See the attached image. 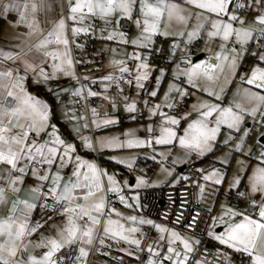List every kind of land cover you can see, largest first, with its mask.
I'll use <instances>...</instances> for the list:
<instances>
[{
  "label": "snow or ice",
  "instance_id": "1",
  "mask_svg": "<svg viewBox=\"0 0 264 264\" xmlns=\"http://www.w3.org/2000/svg\"><path fill=\"white\" fill-rule=\"evenodd\" d=\"M257 5H262L260 11L254 17V23L249 26H244V17L239 16L237 13L240 9H243L246 5L244 3H237L235 6L231 5V0H185V3L198 9L197 16L204 15L205 20L211 19L213 16L222 17L227 16V21L224 19H211L212 31L208 32L209 37H221L225 43L220 45L221 49H224L230 38L234 37V42L244 46L252 38L254 32L258 33L259 39L264 37V0H252ZM138 6V13H137ZM232 6V12L229 13L228 9ZM29 9L28 0H23L22 3H17L15 0L11 3H5L3 5V11L7 13L9 10H15L19 19L17 23L23 22L29 29V34L37 30V22L35 18L29 19L26 16V12ZM32 12H35L37 5L32 3ZM180 5L169 2V0H155V3H149V0H69L68 3V15L67 17L61 15L58 21H56L53 29L47 33V35L39 40L36 44V48H44L45 46L55 42L65 46L63 52L59 51H44V56H51L54 60L58 61L52 65L53 72L56 70H63L62 65L67 64L71 67L72 61L70 59L69 50L67 45L69 40L67 38V21H72L71 33L75 37L78 33L87 32V26L77 27V24L83 25L84 21L91 17H98L103 20L105 24L112 23L115 20L116 28H119V22L121 19H127L133 21L140 31V35L145 42H150L151 37L159 31V24L161 23L165 14L167 18L171 20L173 17L180 21H186L185 16L182 14ZM234 22H239L240 27H236ZM255 24H259L262 27L256 28ZM202 27V25L198 26ZM116 33L111 32L108 39H112ZM121 37L125 34L123 32L118 33ZM161 35H169L168 32H162ZM183 33H181L182 35ZM198 34V29L189 32V39L193 35ZM133 44L137 43V39H133ZM232 51L235 53L237 50L233 47ZM242 55V52L240 53ZM5 58H12L14 54L9 52L0 53ZM222 53L218 52L216 58L219 61ZM255 55V53H253ZM64 57L63 60L60 58ZM140 59L139 56L136 57ZM225 60H228L227 56H224ZM260 61H264V52H261L259 56ZM119 63V62H117ZM236 56L234 55L229 62V67L235 72L236 68ZM204 62L199 64H193L191 67L181 69L188 77V83L192 84L193 78L198 76L202 69ZM33 65L25 62L24 71L27 72L33 69ZM148 65L138 64L137 69L147 68ZM218 65H210L204 69V75L211 79L210 69H215ZM121 71H127L126 68ZM161 73L164 69H160ZM41 76L47 79V75L44 70H40ZM67 75L68 73L65 72ZM175 74V73H174ZM0 77H7L11 81V87L3 85L6 88L7 96L16 101L14 106H8L7 104H0V163H4L10 167L11 170H18L20 173H24L27 168L33 162L41 164H47L52 166L54 158L59 156L61 160L60 167L64 166L65 157L69 156L75 151V146L71 143H66L56 134V126L51 125L52 131L47 133L48 137L52 139H44L39 141L37 139H30V133H35L38 137L42 131L48 127L49 112L48 105L39 100L36 96L28 93L23 85V77L19 75V70L14 79L13 70L9 68L7 71H0ZM148 74L141 73L136 76V83L138 87H142V80H146ZM103 80H111L112 77L105 76ZM241 79H244L242 76ZM159 82V77H157ZM247 84L255 85L257 89L264 90V67H253L250 75L247 77ZM196 85L193 84V87ZM107 87V85H105ZM19 88L20 95H17L13 89ZM172 88H178L175 84H169V91ZM81 90L78 88L76 92ZM181 96L185 95V92L179 90ZM204 91L208 92L209 89L205 88ZM244 94L249 100L251 106L243 107L239 103H235L228 106H222L218 103H210L203 101L198 106V117L190 120L186 127L183 128V134L178 135L175 127H164V123L171 124L173 126L179 123V120L175 116H164L162 126L160 128V135L155 137L156 144L171 143L173 138H178L179 144L182 147L190 150H195L199 154L203 155L207 151H211L212 142L216 140L217 133L221 130V125H227L229 129L239 131L243 121L245 120V113H248L255 117L259 114L264 118V91H252L250 89H244ZM89 95H96L89 91ZM152 96H156L157 93L153 91ZM210 95H214L217 99L220 98V94L217 92H210ZM168 96V92L165 93V97ZM113 108L115 104L113 103ZM172 107L173 105H168ZM129 111L135 110V102L127 103L125 105ZM160 105H156L159 108ZM193 108H197L196 105ZM235 109V110H234ZM93 114H96V110L92 109ZM151 111H155L152 109ZM216 113L215 120L210 121L208 118ZM185 115H188L185 113ZM115 120H103V124L114 123ZM95 123V121H93ZM151 131V127L149 128ZM248 133V129H244V135H241L239 140L235 143V148L240 150L244 143L245 136ZM129 135V133H125ZM83 142L86 147H91V142L87 137H83ZM232 137L229 136L228 140ZM103 143L108 147H122L125 144L132 146L133 144H143L145 141L138 139H129L124 142H118L116 137L106 138ZM150 144L151 141H148ZM59 146L63 147V152H59ZM264 149V145H262ZM259 164L252 168L251 173L247 176L248 188L251 193H259V202L255 199L250 200V205L256 210L251 214H245L243 211H236L232 208H227L226 211L221 213L219 217V223L224 224L225 228L222 233H215L209 230L208 235L219 240L222 244H227L237 251L247 253L250 258V264H264V150L261 151L257 157ZM20 161L25 163L19 165ZM76 167L72 172L69 180L64 182L63 190L60 191L61 177L59 172L52 173V187L49 192L53 195L57 202H63L67 207L62 208V213L65 216L63 226L56 227V235L41 237L39 241L33 243L31 240H25L26 236H30L33 232L37 231V226H32L28 219V213L31 209L36 207L35 204L29 203L27 200L13 201L12 206L8 209L6 217H0V264H58L54 259V254L60 249L79 244L78 248L79 256L86 257L88 255L87 249L83 245H90L93 242L94 234L98 225L101 224L100 214L105 210L104 198L94 199L88 204L76 203L77 200L88 201L90 197L95 195V191L103 190L102 177L107 176L109 182V191H118L116 187V180L114 176L108 175L106 171H101L94 162L85 161L80 156H76ZM123 163V161H121ZM227 163V160L224 161ZM130 166V165H129ZM33 176L37 175L38 170L36 168L31 169ZM83 172V175L81 173ZM48 171L45 170L44 175L38 177L43 181L48 178ZM73 177L75 179H73ZM216 177L215 183L220 184L223 178V173L217 169H213L212 172L204 176L205 180ZM22 176L12 177L11 183L8 185L12 187L14 191H19L15 187L17 181H21ZM241 181V177L236 175L230 182V187H235ZM138 183H143V179L137 177ZM203 191V185L200 186ZM83 189L82 195H77L76 190ZM39 187L32 188L33 192H38ZM45 196L49 193H44ZM240 196H244L245 193L240 192ZM124 198L121 197V200ZM5 202L4 189L0 187V203ZM17 205H23L21 210L22 215H17ZM43 207V205H42ZM225 207L222 205V208ZM110 212H114L115 209H110ZM117 216L121 215L116 213ZM83 224L81 220H85ZM238 218V219H233ZM128 220L136 221V217H127ZM213 224L217 222V217H213ZM140 223L152 224L151 220H144L141 218ZM155 227L161 232H168V249L166 258L171 261V264H185L187 256L184 259H180L181 253L173 248V243L179 241L187 251H191V243L188 239L180 236L179 233L165 229L161 225H155ZM139 231L137 228H126L124 224L119 220H113L111 217L103 221V236L119 237L124 241L139 246L140 240L132 238L131 234ZM127 233V234H126ZM103 236L100 239V243H104ZM163 239V236L161 237ZM198 243V241H197ZM29 246L32 248H43L42 254L36 255L34 252L29 251ZM149 252H154L155 249L148 247ZM18 253H27V259L18 258ZM175 256L176 259H172ZM148 264H157L151 257L148 260Z\"/></svg>",
  "mask_w": 264,
  "mask_h": 264
},
{
  "label": "crops",
  "instance_id": "2",
  "mask_svg": "<svg viewBox=\"0 0 264 264\" xmlns=\"http://www.w3.org/2000/svg\"><path fill=\"white\" fill-rule=\"evenodd\" d=\"M13 0H0V53L3 52H9L14 54L12 58H5L3 55H0V71H7L9 68L13 70V77L15 78L17 74V70H19V75L22 76L23 79V85L25 90L36 96L39 100L43 101L48 105V112H49V120H48V127L40 133V135L37 137L35 133H30V139H37L39 141H43L44 139H52L51 137H46L41 140L40 136L41 134H46L52 131L51 125L56 126V134L63 139L66 143H72L74 142L75 151L72 152L69 156H66L65 163L63 167H60L61 160L59 156L54 158L53 164L51 167H49L47 164H41L38 162H35V165L30 164V166L27 168V170L24 173H20L18 170H11L10 167L4 163H0V187H3L4 189V196H5V202L0 203V217H6L8 214V209L12 206L13 201L18 200H27L29 203L35 204L36 207L31 209L30 213H28V219L32 226H37L40 223V219L42 216H50L51 217V223L53 219H58L62 216V208L67 207L66 204L63 202H58L59 209L54 212L47 210L46 208H42V212L38 213V210L40 208L38 197L40 195L41 189L46 185V187L50 190L52 187V173L59 172V175L61 177V183H60V191L63 190L64 182H67L69 180V177L71 176L72 172L74 171L77 161L76 156H80L85 161H91L93 160L91 158H87L89 156H92L94 158L96 157V152H89L88 147L85 146L84 143H81L78 145L77 143V137L75 134L76 130H81L82 135H90L93 136V130L91 129L92 125L95 124V126H99L103 130L104 124H100V122L95 121L93 122V118H91V113L93 114L92 109L96 110V113H98L96 107L94 105H89L87 108L84 107H76L74 105V96L80 95L76 92V89H80L78 82L75 81V73L76 70L73 65L72 57H71V48L74 50H81L86 45V36L91 35L92 41H93V48L103 45L101 39L107 38L109 34L107 33V30H110L111 28H115V20H112V23L105 24L103 20L99 19L98 17H91L84 21L83 25L77 24V27L81 26H87L88 31L87 32H81L78 33L75 37L72 36L71 33V27H72V21H67V38L69 40V44L67 45V48L69 50L70 59L72 61L71 67H69L66 63L62 65L63 70H56L53 72L52 65L54 63H57L58 61L54 60L51 56H44V51H59L63 52L65 46L62 44H57L55 42L45 46L44 48L37 49L35 46L39 42V40L43 39L49 31H51L56 23V21L59 20L61 15L67 17L68 15V3L69 0H28L29 3V9L26 12V16L31 19L32 17L35 18V21L37 22V30L33 31L29 34V29L26 27V25L21 22L17 23L19 19V15L15 10H9L7 13L3 11V5L5 3H11ZM17 3H22L23 0H15ZM74 3L75 0H72ZM169 2L176 3L180 5L182 11V14L185 16L186 21H180L173 17L171 20L167 18V15L163 17L161 23L159 24V31L154 34L151 37L150 42H145L143 38L140 35V31L138 30L137 26L133 21H129L127 19H121L119 22V30L125 31V37L127 38V46L129 51V56L126 57V66L128 67L127 73H131L134 77L133 81L131 82V85L128 89V93L123 94L125 97L122 101L123 108L126 109L125 105L130 101L133 100V98H141L146 97L148 100H153V105L155 109V113H165L167 110L168 105H173L172 107H169V110H172L178 102L182 99L181 95L179 94V91H177L176 94L171 91V94H168L167 97H165V93L169 89V84H176L178 83V78L180 74H184L181 72V68L178 63L181 58L187 54L189 50V46L192 45L195 40L198 37H202L201 44H200V53L205 56L204 64L202 66V69L200 70V73L198 76L193 78L192 84H189L187 88H184L183 85H179V89L186 92L187 98L185 102V108L182 112L183 116L188 115H196L195 113L198 110V106L203 101H208L210 103H218L222 106H228L229 104H232L233 107L235 103L241 104L243 107H250L251 104L249 100L246 98L244 94V89H250L252 91H264L259 90L256 88L255 85H249L247 84V77L251 73V69L253 67H264V61L259 60V56L261 52H264V41L261 39L262 45L261 47L256 51H250L247 53L245 50L246 45L241 46L238 43L234 42V37L230 38L233 42L232 46L230 48H224L221 49L220 45L222 43H225L221 37H209L208 32L212 31L211 27V19H224L227 21V16L222 17H215L213 16L209 20L204 19V15L197 16L196 13L199 11L198 9L188 5L185 3V0H169ZM32 3H35L37 5V9L35 12H32L31 5ZM149 3H155V0H149ZM238 3H244L246 6L243 9H240L238 11V15L244 17V26H249L254 23V17L258 14L260 11L262 5H257L256 3L252 2V0H238ZM232 5V4H231ZM233 6V5H232ZM230 6V8L232 7ZM228 12L231 13L232 9H228ZM137 13H138V6H137ZM127 21L130 23L129 27H122L121 22ZM236 27H240L241 25L239 22H234ZM202 25V27H199ZM256 28L262 27L259 24H255ZM198 29V34H195L192 36L191 39H189L188 33L192 32L194 30ZM168 32L169 35H161L162 32ZM181 33H183L181 35ZM127 34V35H126ZM76 39V43L74 41ZM133 39H137V43L133 44ZM96 40L98 42L96 43ZM151 43V45H150ZM148 46V47H146ZM113 47L112 45L109 46V48H101L104 49L97 50L98 55L95 57L92 63H88L86 67H82L86 73L90 75V81L89 82H99L104 81L101 80L102 78L98 77L97 73L102 72L105 76H107V73L110 75L113 74L112 69H108L106 66V62L110 59L120 60L121 55L118 54L116 51H114V48L110 50V48ZM233 47L236 48V52L234 53L232 51ZM242 47V48H238ZM152 49H155L159 51V53L162 55V58L164 60H169V68H164L161 65H150L148 64L149 60V51ZM146 50L148 51V62L146 61L145 54ZM102 52H105L104 54ZM108 52V53H107ZM218 52H221V58L218 61L216 58V54ZM242 52V55L240 54ZM255 53V55H253ZM95 54V53H94ZM139 55L140 59H137L136 57ZM236 56V68L235 72L231 70L229 67V62L231 61V58L233 56ZM224 56L228 57V60L224 59ZM100 58V59H99ZM103 63L100 64L101 70L97 69V65L99 60L103 59ZM61 60L64 59V57L60 58ZM25 62L33 65V69H30L29 71L25 72ZM147 64V68H141L137 69L138 64ZM193 64H199V63H193ZM189 64V67L191 65ZM210 65H218L215 69H210V75L211 79L208 78V76L204 75V69L208 68ZM164 69V72L161 73L160 69ZM43 69L44 73L47 75V79H45L40 74V70ZM65 72L68 74L66 75ZM147 73L148 78L146 80H142L141 84L142 87H138L136 83V76L140 75L141 73ZM175 73V74H174ZM124 74V73H123ZM122 75V73H121ZM244 77V79H241V77ZM157 77H159V82H157ZM97 79V80H95ZM184 81L188 82V77L184 74ZM184 84V82L182 83ZM193 84L196 85L193 87ZM3 85H8V87H11V81L7 77H0V104H7L8 106H14L16 101L13 100L11 97H8L7 99V91L6 88L3 87ZM105 84H101L99 82V85L97 87L96 91H92L93 93H96L98 95L103 96L105 99L108 100L110 104L111 109V99H109V95L111 92L109 91L108 87L104 86ZM38 87H41V90L38 89ZM37 88V89H36ZM205 88H208L209 91H204ZM157 89V92H156ZM89 90H87L89 92ZM13 91L20 95V89L15 88ZM155 91L157 93L156 96H152L151 93ZM210 92H217L220 94V98L217 99L216 96L210 95ZM221 96L222 99H221ZM156 105H160L159 108H156ZM196 105L197 108H193V106ZM120 105L118 104L117 107V114L120 113ZM83 109H85V115H87L88 123H85V116L82 112ZM153 109V106L151 108L144 107L141 108L142 114H147L148 111H151ZM138 110V107L135 109ZM182 110V109H181ZM235 110V109H234ZM173 111V110H172ZM174 112V111H173ZM179 112V111H177ZM111 113V110H110ZM109 113V114H110ZM187 113L188 115H185ZM101 114H99L100 116ZM108 115V114H106ZM215 115V114H214ZM103 116V115H101ZM250 114L245 113V120L246 122L249 118ZM89 126V128H88ZM227 126V125H226ZM247 126H251L250 123H247ZM32 134L34 136H32ZM48 136V135H47ZM99 141V140H98ZM93 144V148H94ZM59 152H63V147L59 146ZM25 163V161H20L18 163L19 165ZM36 168L38 170L37 175L33 176L31 169ZM181 168V167H180ZM205 168V167H203ZM184 166H182V172H183ZM45 170L48 171V178L46 180H39L38 177L40 175H44ZM201 178L203 180L202 170L201 169ZM210 171L207 170L204 174H208ZM83 175V172L81 173ZM14 176H22L21 181H17L15 184V187L19 189V191H14L12 187H9L8 185L12 181V177ZM73 179H75L73 177ZM184 179H180L176 184L174 185H168L165 184L164 186H175L180 184ZM39 187L38 192H33L32 188ZM9 189L10 192H6L5 190ZM83 189H77L76 194L82 195ZM95 191V195L93 197H90L88 201H84L82 199L75 201L76 203H82L87 204L90 203L92 200L98 199L100 197H103V192L101 191ZM142 192V190H141ZM140 192V193H141ZM220 192V187L219 191ZM236 193V192H235ZM218 196V194H217ZM104 198V197H103ZM107 199H109L108 195H106L105 198V204L107 203ZM220 199L216 197L215 204L213 206V210L216 208V206L219 204V206L222 207L224 203H218ZM248 202V200H247ZM45 207V206H44ZM246 208V211L251 214L252 213V206L250 203L246 204V206H242ZM18 211L17 215H22L24 206L23 205H17ZM115 209H118L115 207ZM212 210V211H213ZM61 211V212H60ZM241 211V210H240ZM218 217H220V214H217ZM210 219V218H209ZM86 222V219H85ZM219 223V222H218ZM161 225L165 229H171L177 233L180 234V236L188 239L191 243V251H187L183 245L179 241H175L173 243V248L181 253L180 259H184L185 255L187 256V259L185 261V264H198L193 259V254L198 247V245L201 243V237L197 236L195 234H191L189 232H186L182 229L175 228L173 226H169L167 224H164L162 222H159L158 220H153L152 223V231L151 236L148 237L146 240V246L149 247L151 244V247L153 249L160 248V250L165 253L168 249V232L165 231L161 233L155 225ZM56 227L57 226H39L37 227V231L33 232L30 236H26L25 240H31L33 243L36 241H39L41 237H47V236H53L56 235ZM62 227V226H61ZM225 226H212L211 230L214 232L222 233L224 231ZM208 229V226H206L203 240L205 244L210 246L213 249H220V248H226L227 252L224 254L225 258L232 264H250V258L249 256L247 258H243L241 256L242 251H237L236 249H232L227 244H222L219 240H216L214 237L209 236L206 231ZM97 228L94 234L93 242L90 245H83L87 251L88 255L86 257H80L79 263H77V256H79V252L77 253V256L75 258L74 264H87L88 258L91 252L92 245L96 239L97 236ZM142 232V229L140 230ZM143 233V232H142ZM162 234L163 239L159 238V235ZM159 239V240H157ZM198 241V243H197ZM81 245H79L80 247ZM106 246V245H105ZM112 247V246H111ZM46 249L43 248H32L29 246V251L34 252L36 255L42 254V251ZM155 252V251H154ZM153 252V254H154ZM175 257V256H174ZM18 258L27 259V253H18ZM135 258V257H134Z\"/></svg>",
  "mask_w": 264,
  "mask_h": 264
},
{
  "label": "rangeland",
  "instance_id": "3",
  "mask_svg": "<svg viewBox=\"0 0 264 264\" xmlns=\"http://www.w3.org/2000/svg\"><path fill=\"white\" fill-rule=\"evenodd\" d=\"M235 6V5H233ZM229 9H232V7ZM90 20V19H89ZM93 20V19H92ZM90 20V21H92ZM121 25V24H120ZM119 28H111L110 30H107V33L110 34L111 32L116 33L112 39L103 38L101 39L103 45H100V50L105 51L101 48H109V46H113L110 48H114V51H116L118 54L121 55L120 60L110 59L106 62V66L108 69H112L113 74L107 73V76H111L112 79L116 78L121 75V73H127L126 71H121V69L126 68L128 71V67L126 66V57L129 56L128 46H127V38L125 36L121 37L118 33L125 31L119 30ZM127 35V34H126ZM92 37V36H91ZM154 39V37H153ZM152 39V40H153ZM264 41V37H262ZM151 40V42H152ZM76 43V39H74ZM98 40H96V43ZM99 43V42H98ZM97 46V44H95ZM151 45V43H150ZM94 47V53L91 58H89L88 63H92L95 57L98 55L97 50H99L98 47ZM148 47V46H146ZM242 48V47H238ZM245 50L248 53L247 46H245ZM151 51L156 52L158 54V60L154 63L150 62L147 58L148 51L146 50V61L151 66L153 65H161V61L164 60L162 58V55L159 53V51L152 49ZM150 52V51H149ZM103 54L105 52H102ZM108 53V52H107ZM188 53V52H187ZM188 54H185L180 61L189 62V64L193 63H200L204 62L205 56L201 57L197 60H189ZM139 56V55H138ZM100 59V58H99ZM104 58L99 60L97 69L102 68L100 66L101 63H103ZM169 62V60H167ZM119 62V63H117ZM101 67V68H99ZM162 69V67H161ZM80 78H82L85 81H90V75L84 71L83 68H80ZM98 77L103 78L105 75L102 72L97 73ZM184 77V74H180L179 77ZM111 79V80H112ZM97 80V79H95ZM103 80V79H101ZM111 80H104L101 82V84L107 85L109 87ZM75 81L78 82V75L75 73ZM92 82V81H91ZM95 82V81H93ZM98 82V85H99ZM179 83V82H178ZM177 83L178 88H172L171 91H173L174 94L177 93L179 89V85ZM180 85H183L184 88H187L189 83L187 81H184V84L179 83ZM104 85V86H105ZM176 85V84H175ZM87 90H89L88 86H86ZM180 90V89H179ZM90 91V90H89ZM171 91L168 89V94H171ZM111 92V91H110ZM157 92V89H156ZM128 93V92H126ZM81 94V91L79 92ZM130 92L128 93V95ZM187 93L185 92V95H183L181 98H184ZM125 96L120 93H114L111 92L109 95V99H111V104H115V108L111 106V113L108 115L99 116V114H92L91 118H93V121L100 122L99 125L103 124V120H111L114 119V123L110 124H104L103 130H100L101 128L98 126L92 125L91 129L93 130V136L90 135H82L81 130H76L75 134L77 137V143L80 145L83 142V137H87L88 140L91 142V147H88L89 152H96V157L94 158L92 156H89L87 158H91L93 162L97 165V167L101 171H106L108 175L114 176L117 184L116 187H118V191H109V182L107 180V176L102 177V184H103V197H104V203L106 195H108L109 199H107V203L105 204V210L100 214L101 218V224L97 226V236L96 241H98V245H106V246H112L113 248L128 254L130 257L138 258L140 254H146V259L143 264H148V260L151 257L154 261L157 262V264H171V261L166 258L167 251L163 253L160 248H157L153 254V252L148 251V247H145L147 244L145 243L148 237H146L140 230L142 228H146L147 230L152 231V224L148 223H140L141 218L144 220H158L154 218L153 216L149 215L145 211V205L141 198V190H146L150 188H156L164 186L165 184L168 185H174L176 184L180 179L186 178L184 172L180 170V167L185 166L189 162H195L197 166L202 170V175L205 176L207 174H204L205 172L210 171L212 172L213 169H217L219 172L223 173V178L220 184H216L214 181L216 177H213L212 179L205 180L203 177L202 183L198 185V195H200L201 192V185L203 187L205 185H210L215 187L220 192L218 193V203H224L225 207L219 206V204L216 206V208L212 211H210V219L207 223L208 229L206 233L208 234L210 228L212 226H225L224 224L218 223L219 217L217 214L226 211L227 208H232L236 211H243L245 214H249L246 211V208L242 206H246L249 202H247L248 199H250L253 196H257L260 200V194L259 193H251L248 188V180L247 176L251 173L252 168L259 164V160L257 157L260 155L262 149L261 142L258 141V137L250 143L248 141L250 129L252 127L259 128L261 125V116L257 114L255 117L252 115L249 116L248 120L244 123H242L239 131L229 129L226 125H221V130L217 133L216 140L212 142L211 151L205 152L203 155L199 154L195 150H190L188 148L182 147L179 144L178 138H173L171 143L167 144H156L155 143V137L160 135V128L162 126V121H164V116H161V113H155L153 111H148L147 114L141 113V108L149 107L151 108L153 106V109L155 108L153 105V100H148L146 97L141 98H133V100H130L128 103L135 102V109L138 107V110L129 111L125 110L122 106V101L124 100ZM223 96H221L222 99ZM118 104L120 105V113L125 114L128 113L130 115V121L125 120L123 122H120L118 118V112L117 107ZM85 108V107H84ZM184 110H180L179 112H173L172 110H169V107H167V110L165 111L166 116H175L179 123L175 126L164 123V127H175L178 135L183 134V128L187 126V124L192 119H196L198 117V110L195 113L196 115H188L183 116L182 112ZM85 116V123H88L87 115H85V109L82 111ZM215 114V115H214ZM216 113H213V116L209 117L208 119L210 121L215 120ZM93 123V122H92ZM247 123H250L251 126H247ZM151 127V131H149V128ZM89 128V126H88ZM248 129V133L245 136L244 143L242 145V148L240 150H237L235 148V143L239 140L241 135H244V129ZM129 133V135H125V133ZM231 136L232 139L228 140L227 143L225 141L227 138ZM46 134H41L40 138L43 140V138H46ZM116 137L118 142H124L129 139H138L143 140L145 143L143 144H133L132 146H127L126 144L122 147H108L106 146L103 141L106 138ZM51 140V139H50ZM99 140V141H98ZM148 141H151L149 144ZM74 144V142L72 141ZM93 144L94 148H93ZM206 159H203L204 156H206ZM227 160V163H224V161ZM123 161V163L121 162ZM130 165V166H129ZM205 167V168H203ZM239 175L241 177V181L239 184H237L235 187H230V182L233 180V178ZM137 177H140L143 179V183L137 182ZM98 192V191H97ZM96 192V193H97ZM239 194L240 192L245 193L242 197V200L238 205L234 204L231 201V194L232 193ZM98 194V193H97ZM121 197L124 199L121 200ZM98 199V195H97ZM88 204V202H87ZM43 204L39 203V210L38 213L42 212V208H45ZM117 207L118 209H115ZM110 209H115L114 212H110ZM61 212V211H60ZM116 213H120L121 215L117 216ZM134 216L136 217V221L128 220L127 217ZM111 217L113 220H119L120 223L124 224L126 228H137L139 231L132 233V238L140 240L139 246L134 245L130 243L129 241H124L120 239L119 237H112L109 236H103V221L107 218ZM213 217H217V222L213 224ZM86 219V218H85ZM238 219V218H233ZM65 220V216L62 213V216L58 219H53L51 223V217L50 216H42L40 219L39 226L47 225V226H63V222ZM159 222H162L158 220ZM85 220H81L80 223L83 224ZM164 224H167L169 226H172L168 223L162 222ZM214 232V231H213ZM219 234L218 232H215ZM127 234V233H126ZM103 236L104 243H100V239ZM162 237V234L159 235V238ZM159 240V239H157ZM235 250V248H232ZM220 251L223 255L226 254L227 250L226 248H220L216 249ZM98 254H95V258H99ZM172 259H176V257H172ZM80 261V260H79ZM79 261H76L79 263Z\"/></svg>",
  "mask_w": 264,
  "mask_h": 264
},
{
  "label": "built area",
  "instance_id": "4",
  "mask_svg": "<svg viewBox=\"0 0 264 264\" xmlns=\"http://www.w3.org/2000/svg\"><path fill=\"white\" fill-rule=\"evenodd\" d=\"M238 0H231V4L235 5ZM122 27H129L130 23L127 21L121 22ZM202 37H198L195 42L189 46L188 59L192 60L197 54L200 53V44ZM233 42L227 43L226 48H230ZM262 45L261 39L258 42V33H255L253 38L248 42L247 49L250 51L258 50ZM94 54L93 41L91 35L86 36V45L81 50H74L71 48V57L74 68L78 75V84L81 87V94L74 96V105L76 107H85L94 105L101 115L110 113V104L107 99L101 95H89L86 86L92 91H96L98 87L97 82H89L80 78V68L86 67ZM158 54L150 51L149 61L154 63L158 60ZM178 65L181 68H187L189 62L180 61ZM161 66L169 68L170 64L167 60L161 61ZM134 77L131 73H124L116 78H113L109 84V91L114 93L125 94L133 81ZM179 83L184 82V77L178 78ZM186 96L182 98L178 104L172 109L174 112L180 111L185 108ZM120 121H125L130 118L128 113L118 114ZM261 119V125L259 128L252 127L250 129L248 141L252 143L261 133L264 132V118ZM32 136H34L32 134ZM36 163L33 162L32 165ZM183 172L186 176L180 184L175 186H161L156 188H150L141 192V198L145 205V211L147 214L154 218L168 223L175 228L182 229L191 234H195L201 237V243L196 248L193 259L198 264H232L225 256L218 250H215L203 243V235L210 218V211L213 209L215 200L218 194V190L210 185H205L203 191L198 195V185L202 183L201 170L195 162H189L184 166ZM10 192L9 189L5 190ZM44 193H49L45 196ZM231 201L238 205L242 200V197L237 193L231 194ZM251 199H255L259 202L257 196H253L248 199L250 203ZM38 202L43 204L47 210L56 212L59 209L58 202L54 199L53 195L49 192V189L44 186L41 189L38 197ZM256 211L252 207V213ZM142 232L146 237L151 236L150 230L142 228ZM98 241H94L91 252L88 258L87 264H143L146 259V254H140L138 258L130 257L128 254L123 253L111 246H99ZM79 244L71 245L60 249L54 254V259L58 264H74L75 258L78 253ZM95 254H98L99 258H95ZM241 256L247 258V253L242 252Z\"/></svg>",
  "mask_w": 264,
  "mask_h": 264
},
{
  "label": "water",
  "instance_id": "5",
  "mask_svg": "<svg viewBox=\"0 0 264 264\" xmlns=\"http://www.w3.org/2000/svg\"><path fill=\"white\" fill-rule=\"evenodd\" d=\"M201 57H203V54L202 53H199L192 60H197V59H200ZM258 141L261 142L262 144H264V132L261 133L258 136ZM180 170H182V167L180 168Z\"/></svg>",
  "mask_w": 264,
  "mask_h": 264
},
{
  "label": "trees",
  "instance_id": "6",
  "mask_svg": "<svg viewBox=\"0 0 264 264\" xmlns=\"http://www.w3.org/2000/svg\"><path fill=\"white\" fill-rule=\"evenodd\" d=\"M36 89H37V88H36ZM38 89L41 90V87H40V88L38 87ZM128 121H130V119H128ZM120 122H123V121H120ZM206 157H207V155L204 156L203 159H206Z\"/></svg>",
  "mask_w": 264,
  "mask_h": 264
}]
</instances>
